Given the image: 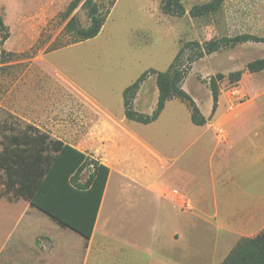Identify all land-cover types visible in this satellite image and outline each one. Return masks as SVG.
<instances>
[{
    "label": "rangeland",
    "instance_id": "374dc122",
    "mask_svg": "<svg viewBox=\"0 0 264 264\" xmlns=\"http://www.w3.org/2000/svg\"><path fill=\"white\" fill-rule=\"evenodd\" d=\"M72 1L0 0L9 33L0 46V150L30 124L100 161L99 150L124 156L88 242L25 200L0 198V264H221L242 238L264 230V70H246L264 58V43L222 47L191 65L184 56L182 89L207 119L202 127L178 98L153 123L129 121L122 94L145 71H165L187 42L264 38V0H224L198 18L189 10L211 0H182V17L164 14L161 0H92L107 16L95 38L78 43L66 24L74 16L87 27L89 19L85 0L65 15ZM217 74L224 79L213 112L209 82ZM157 95L151 74L133 109L150 115ZM160 179L202 212L180 210L165 197L182 204L180 191Z\"/></svg>",
    "mask_w": 264,
    "mask_h": 264
},
{
    "label": "trees",
    "instance_id": "16d2710c",
    "mask_svg": "<svg viewBox=\"0 0 264 264\" xmlns=\"http://www.w3.org/2000/svg\"><path fill=\"white\" fill-rule=\"evenodd\" d=\"M223 1L211 0L193 6L188 13L192 18L207 16L216 12ZM80 2L81 0H73L65 15L69 16ZM82 7L87 12L89 25L80 26L74 16L66 24L65 29L72 34L73 43L95 38L107 16L99 11L92 0H85ZM160 9L166 15L177 17H182L186 13L182 0H161ZM0 31L1 46L9 37L7 27L2 20H0ZM247 42L264 43V38L242 34L232 38L211 40L204 44L196 41L187 42L165 71H145L124 89L122 96L125 118L144 125L150 124L158 119L168 101L178 98L189 106L193 125L200 127L206 125L207 119L182 89L188 70L183 63L184 56L191 65L222 47H233ZM246 70L250 73L263 71L264 58L249 62ZM151 74L156 77L158 95L154 111L146 115L133 109V99ZM239 75L240 72H233L230 77L233 81H237ZM223 79L224 75L217 74L209 82L213 112L218 100V82ZM87 167L92 168V172L86 182L81 183L78 176ZM109 172V167L97 159L27 124L20 134L7 137L6 143L0 150V184L3 186L0 198H6L9 202L23 199L30 207L38 209L61 228L70 229L88 242L94 231ZM221 264H264V230L253 237L242 238Z\"/></svg>",
    "mask_w": 264,
    "mask_h": 264
},
{
    "label": "crops",
    "instance_id": "0c3cea01",
    "mask_svg": "<svg viewBox=\"0 0 264 264\" xmlns=\"http://www.w3.org/2000/svg\"><path fill=\"white\" fill-rule=\"evenodd\" d=\"M153 123V122H152ZM144 125V124H143ZM66 143V142H65ZM233 143V142H232ZM69 144V143H68ZM70 145H72V144H70ZM73 147H75L76 149H78V150H80L78 147H76L75 145H72ZM228 148H230V147H228ZM81 151V150H80ZM83 152V151H82ZM85 153V152H84ZM95 155L97 156V157H99L100 159H101V161L99 160V162L100 163H102V164H104V165H106V166H108L109 167V169H110V172H109V176H108V180H107V183H106V186H105V190H104V193H103V196H104V194H105V197H106V194H107V190H108V182H109V180H110V177H111V175H112V173L114 172V171H116V160L117 159H119V158H122L124 155H123V153L122 152H117V153H115V152H113V151H111L110 152V154H108L107 153V151H103V150H99V151H97V152H95ZM112 158H113V160H112ZM115 161V162H114ZM111 162H113V163H111ZM161 181H162V183L166 186V187H169V188H175V191L178 193V190L180 191V195L181 196H183V198H184V200L183 201H185L184 203H182V204H180L179 202H178V200H177V198H173V197H167V196H165L164 194H161L160 192H158V191H156V190H154L155 192H157L159 195H161V196H165L166 198H170V199H172L177 205H178V207H179V209L180 210H183V209H181L180 207H186L185 208V210H187V212H190V211H192V212H202L201 210H200V208H198V205L195 203V200H194V198L191 196V195H189L188 193H186V192H183L182 190H180L179 188H177L176 187V185H174V186H171V183H169V182H166V181H163L162 179H160ZM102 199H103V197H102ZM101 203H102V201H101ZM198 203H202V200L201 201H198ZM100 207H101V205H100ZM201 207V206H200ZM100 210V209H99ZM212 212L213 213H218V208H217V205H215L214 204V206H213V209H212ZM97 218H98V216H97ZM96 225H97V220H96V223H95V227H94V230H95V228H96ZM224 229V228H223ZM94 232V231H93ZM93 235V234H92ZM178 235H176L175 237H177ZM255 236V235H254ZM251 237H253V236H251ZM246 238H248V237H246ZM92 239V236H91V238L88 240V241H90Z\"/></svg>",
    "mask_w": 264,
    "mask_h": 264
}]
</instances>
